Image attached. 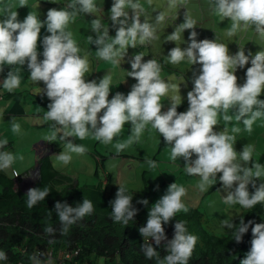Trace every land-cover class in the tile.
Instances as JSON below:
<instances>
[{"label":"clouds","instance_id":"9594fccd","mask_svg":"<svg viewBox=\"0 0 264 264\" xmlns=\"http://www.w3.org/2000/svg\"><path fill=\"white\" fill-rule=\"evenodd\" d=\"M151 2L148 0L149 4ZM19 3L20 7H27V0H19ZM176 3L177 0H169V8L175 7ZM209 3L214 5L218 15L231 21L227 33L230 37L241 26L245 29L254 26V31L264 37V0H209ZM99 10L95 0H71L62 10L50 9L45 21L29 13L21 22L18 20V12L12 11L10 6L4 7L3 19H0V72L4 71L5 65L11 68L2 86L9 93L18 89L21 76L12 68L25 64L30 71V79L37 83L43 82L46 86L42 91L51 103L44 119L51 122L50 127L53 129L46 139L53 142L59 138L65 142L67 149L57 156V160L66 166L72 160V153L86 154L87 149L73 143L69 137L84 140L91 135L105 145L112 144L115 139L117 142L114 147L119 154L133 143H138L141 134L151 125L152 129L163 136L165 143L171 146L170 160L175 162L183 158L186 162L185 172L200 177L197 185L200 192H206L216 184L217 174L222 173L219 180L227 192L225 204H238L245 210L264 204V183L256 187V181L264 177V165L256 162L249 166L253 160V148L245 146L242 152L237 153L234 149L235 136L228 135L226 131L214 130L219 124V117L225 123L234 118L242 122L244 130L251 134L254 123L264 118V100L259 99L264 93V50L252 56L250 52L245 55L241 49L233 55L229 53L227 45L215 40L197 41V21L185 13V22L169 35L168 40L175 42L180 39V32L191 29V42L187 48L174 47L167 56L168 63L172 65L185 60L191 65H202L200 74H194L193 89L187 93L188 110L178 113L177 107L180 104L176 97H171L170 107L166 112L162 111V98L177 86L162 80L161 65L155 59L144 62L141 53L130 61L131 71L127 72V76L137 83L127 95L117 92L109 100L111 77L105 75L99 83L95 80L86 82L88 60L79 55L81 49L68 30L76 14H95ZM144 13L145 9L139 0H114L109 15L112 26L116 28L114 38L109 36V28L104 27L99 18L93 19L91 28L96 38L90 35L87 39L90 44L97 46V56L119 65L127 49L136 48L138 40L143 45L156 39V27L147 20L141 23L140 18ZM164 19L161 12L156 15L155 22L159 24ZM45 25L50 35L43 37L41 60L38 59L41 55L38 52V40ZM250 57L251 67L247 68L246 82L240 86L235 75L236 69L244 68ZM102 110L103 114L99 115ZM229 111L234 113V117L228 114ZM15 119H11V131L19 133L21 126ZM127 123L131 125V134L126 141L121 142L118 138ZM232 131L238 133L240 129L233 127ZM7 146V139L0 140V171L9 169L18 159L23 160L22 155L16 156L5 150ZM51 153L49 151L43 157H50ZM194 154L196 159L193 160ZM147 163L151 168L157 166L154 160ZM14 175L17 177L16 184L24 181L18 178L19 173L14 171ZM250 184L255 189L254 193L248 190ZM49 193L47 187L29 189L26 195L27 207L32 208L44 201ZM186 195L187 189L184 186L172 183L166 194L151 207L146 226L139 228L144 239L141 251L147 259L155 257L157 264H189L198 237L188 232L185 222L177 221L174 237L168 240L163 226L175 218L177 213L189 211L182 199ZM132 200L133 196L119 186L115 199L111 201L113 222L128 225L129 221H133L138 210L134 208ZM138 203L147 205L148 201L145 199ZM54 211L60 222V235H67L71 226L94 212V206L88 199H83L76 206L57 201ZM223 224L228 229H237L233 233L234 240L240 243L253 221L245 223L241 218L236 225L225 219ZM44 231L54 237L57 229L49 224ZM251 231V249L240 264H264V223H256ZM150 240L157 246L167 241L163 246L168 254L163 259ZM53 242L49 240V243ZM4 260H7V254L0 250V261Z\"/></svg>","mask_w":264,"mask_h":264},{"label":"rangeland","instance_id":"374dc122","mask_svg":"<svg viewBox=\"0 0 264 264\" xmlns=\"http://www.w3.org/2000/svg\"><path fill=\"white\" fill-rule=\"evenodd\" d=\"M14 1L15 0H0V19H3L4 7L10 6L12 11L18 12V20L21 22L29 13L36 15L42 21L47 17V12L50 9L55 8L57 10H62L71 2V0H27V7H18ZM95 3L100 9L99 11L95 14H76L74 22L70 23L68 27V30L72 32V38L81 49L79 55L82 58H86L89 63V71L85 74L86 82L95 80L99 83L105 75H109L111 77L109 100H111L117 92L127 95L132 86L137 83L135 79L127 76V72L131 71L130 61L133 60L136 54L141 53L144 56V62L149 59H155L161 65L162 80L177 86L175 90H170L168 96L162 98V103L164 105L162 111L166 112L170 107L169 103L171 97H176L178 104H180L179 106L183 107L181 112H186L189 108L187 93L193 89V80L195 76L200 74L202 65L199 63L191 65L186 60L178 65L168 63L167 55L171 49L177 46L182 49L188 47V44L191 42L189 40L191 29L180 32V39L175 42L169 41L168 37L180 24L185 22V13H187L188 16L197 21L195 28L197 32V41L208 39L215 40L217 43H222L213 35L212 37H205L207 34L206 31L199 30L201 28L200 22L203 18H210L212 12L216 15L214 5L210 4L209 0H201V2L188 0L186 4L183 3V0H177L176 6L169 8V0H152L151 4L148 3V0H139L145 12L151 13L156 11L157 15L162 12L165 19L163 22L156 24L155 19L152 20L148 16L147 18L141 17V23L147 20L156 27L157 38L143 45H141L138 40L136 48H128L120 64L114 65L111 62L100 59L96 54L97 46L95 44H90L87 39L90 35L93 39L96 38V34L92 32L91 28V21L96 18L101 20L104 27L109 28V36L115 37L116 28L112 26L111 20L109 19L110 9L114 4V0H95ZM201 6H203L202 11L200 9ZM218 21L219 18L216 19V21L207 22L206 24L209 27H206V30L211 29V27L214 28V23ZM220 29L221 28L218 27V30ZM250 35L251 33L242 31L241 26L240 33L236 34L233 42H237L238 40L243 41L242 37L248 39ZM254 41L255 43L251 44V49L249 48L250 42L247 43L246 46V52H250L252 56L264 50L262 47L263 42L259 38H255ZM229 43L230 40L226 38L222 44L227 45L229 53L234 55L235 50L232 49ZM250 60L251 58L249 61ZM247 68L248 67L245 66L244 68L238 67L236 69L235 75L238 78L237 83L240 86H243L246 82ZM42 83L43 82L37 83L29 79L27 84L21 83L20 87L14 90L16 94L22 93L20 102L23 112H21V114L25 115L15 117V122L19 123L21 126L19 133H13L11 131V119L14 117V112L11 114L10 109L8 110V103L10 100H3L0 107V140H8V146L5 150L11 151L16 156H23V160L18 159L10 169H7L8 173H6L14 180H16L17 177L12 173V170L19 173L18 178L25 181L23 184L25 192L28 193L29 189L34 188L33 180H36L37 177L35 170L38 157L34 148L37 145L45 143L49 148L45 151L43 148L41 151L42 153H47L49 152L48 150L53 152L50 160L54 169L60 174H63V176L70 178L81 188L85 186L93 187L101 184L110 192L122 186L132 193L149 194L150 200L154 205L166 194L168 187L176 182L178 185H182L187 189V195L182 198L186 206L188 208L192 207L199 209L205 217L204 226L218 235H223L225 229H228L223 224L225 219L229 222L236 223L238 218H243V216H245V208H242L238 204L227 205L224 203L227 192L224 190L219 180L222 173L217 174L216 184L211 186L206 192H200L197 187L200 182V177L188 175L185 172L184 167L186 166V162L183 158L175 162L170 160L171 146L165 143L163 136H160L156 130L152 129L151 125H148L141 134L138 143H133L119 154L114 147L117 142L115 139L112 144L105 145L97 141L91 135L84 140L69 137L68 139L73 143L83 145L87 149V152L84 155L72 153L71 162L66 166L62 165L57 160V156L61 152L67 151L65 142L59 140V138L53 142H49L46 139L51 135L53 129L50 127L51 122L45 121L44 119L45 112L49 110L48 105L50 100L42 91V89L45 88ZM4 91L6 92L7 90L4 89ZM259 99L264 100V93L260 95ZM5 113L6 115L4 116ZM102 114L103 110L99 115ZM228 114L234 117L232 111H229ZM218 119L219 124L214 127V130L216 132L226 131L228 135L235 136L234 149L237 153L242 152L245 146H251L253 148V160L250 162L249 166L256 162L264 165V118L258 119L254 123L251 134L244 130L242 122H237L234 118L229 123H225L222 117ZM233 127H238L240 131L234 133L232 131ZM130 134L131 125L127 123L118 139L121 142L126 141ZM192 159H196L195 154ZM149 160H154L157 166L151 168L147 163ZM34 175H36V177ZM28 179L31 180L29 181ZM258 181H264V177ZM19 187V184H16L18 190L20 189ZM249 187L250 185L248 186V190ZM104 261L105 260H101L99 264H105Z\"/></svg>","mask_w":264,"mask_h":264},{"label":"trees","instance_id":"16d2710c","mask_svg":"<svg viewBox=\"0 0 264 264\" xmlns=\"http://www.w3.org/2000/svg\"><path fill=\"white\" fill-rule=\"evenodd\" d=\"M154 19L155 17H152V20ZM45 20L46 18L42 21ZM46 35L50 33L45 25L38 40V52L41 54L38 59L41 60L42 41ZM250 64L249 61L245 66L251 67ZM9 68L4 66V69ZM27 71L30 75L28 68ZM23 77L26 78L24 74ZM182 110V106L177 107L178 113ZM38 163L40 176L34 188L47 187L50 193L44 201L38 202L32 208L27 207V194L16 188L15 180L5 170L0 171V250L7 254V260L0 261L1 263L37 264L39 261V264H45L49 254L53 252L57 255L69 254L71 259L64 260L65 264H99L101 260H105V264H157L155 257L149 260L141 251L144 239L139 228L146 226L149 211L153 206L149 194H136L126 190L127 194L133 196L132 204L138 212L128 225L115 223L111 218V201L115 199L118 189L108 192L101 184L81 188L70 178L57 172L50 157L45 156ZM260 183L264 181L257 180L256 187H259ZM254 191L250 184L249 192ZM83 199L93 203L94 212L71 226L67 235H60V222L54 211L55 203L67 202L70 206H76L82 203ZM145 199L148 201L147 205L138 203ZM188 209L187 213H177L175 218L163 226L168 240L174 237V225L177 221L185 222L188 232L198 237L189 264H240L251 249V228L256 223H264V204L246 209L243 220L245 223L251 220L253 224L249 226L248 233L243 235L242 241L237 243L233 235L236 228L225 229L223 235H218L204 226L205 217L199 209ZM241 218L234 224L238 225ZM49 224L57 229L54 237L44 231ZM49 240L54 242L49 243ZM166 242L157 246L150 240L161 259L168 254L163 246Z\"/></svg>","mask_w":264,"mask_h":264},{"label":"crops","instance_id":"0c3cea01","mask_svg":"<svg viewBox=\"0 0 264 264\" xmlns=\"http://www.w3.org/2000/svg\"><path fill=\"white\" fill-rule=\"evenodd\" d=\"M181 1V0H180ZM186 1V0H185ZM188 1V0H187ZM187 1H186V3H187ZM196 2H201V0H195ZM15 2V4L18 6V7H20V3H19V0H15L14 1ZM183 3L184 4H186L185 2H184V0H183ZM201 11H202V9H203V6H201ZM156 13V11H153V12H151V13H148V12H145L144 14H142L141 15V17H144V18H147V16L149 17V18H151L152 19V17H154L155 14ZM210 13V12H209ZM219 18V21L217 22V23H214V28H212L211 27V29H209V30H206V27H209L206 23L207 22H211V21H216V19H218ZM45 19V18H44ZM74 20H75V18H74ZM148 22V21H147ZM200 25H201V28L199 29V30H204V31H206V36L205 37H212V35L213 36H215V37H217L222 43H224V40L226 39V38H228L229 40H230V43H229V45H231V47H232V49L233 50H235V54L238 52V51H240L241 49H243L244 50V52H245V55H248V53L246 52V46H247V43H249V48L251 49L252 48V46H251V44L253 43H255V38H259L262 42H263V44H262V47L264 48V37H262V36H260L259 34H257L255 31H254V26L253 27H250V28H247V29H245L243 26H242V31H245V32H247V33H251V35H250V37L248 38V39H246V38H243L242 37V40L243 41H240V40H238L237 42H233V39L235 38V36H236V34L237 33H240V27L237 29V31H236V33L234 34V35H232L231 37L227 34L228 33V31L230 30V28H231V21H229L227 18L225 19V18H223V17H221L220 15H218L217 13H216V15L214 14V12H212V14H211V17L210 18H203L202 19V21L200 22ZM218 27L219 28H221L220 30H218ZM223 29V30H222ZM255 37V38H254ZM254 38V39H253ZM245 42V43H244ZM256 54V53H255ZM251 58V57H250ZM12 70L14 71V72H18L19 73V75L21 76V83L22 84H27V81L30 79V75H29V72L27 71V64H25L24 66H22V67H20V66H18V67H14V68H12ZM9 71H11V68H9L8 70L7 69H4V71L3 72H0V107H1V105H2V101L3 100H10L9 101V103H8V105H9V107H8V110L10 109V112H11V114H12V112H14L13 113V115H14V117H17V116H21V115H23V114H21V112H23V110H22V107H21V102H20V100L22 99V93H14V92H12V93H9L8 91H4V88H3V86H2V84H3V81H4V79L7 77V73L9 72ZM23 74L26 76V78L25 77H23ZM42 85L43 86H45L43 83H42ZM46 87V86H45ZM12 102V103H11ZM48 103V102H47ZM46 103V104H47ZM20 114V115H19ZM6 115V113L4 114V116ZM1 116V115H0ZM10 116H12V115H10ZM23 116H25V115H23ZM44 148V151L45 150H47V148H49V146L48 145H46L45 143H42V144H40V145H37V146H35V148H34V150L36 151V153H37V161H36V166H37V164H38V162L43 158V154H45V153H42V149ZM48 151H50V152H52L51 150H48ZM40 154H42V155H40ZM53 155V152L51 153V155H50V157ZM10 169V168H9ZM7 173H8V170H5ZM14 171L15 170H12V173L14 174ZM16 172V171H15ZM21 183H19V186H21L20 185ZM54 255L56 256V257H59V256H61V255H57L56 253H54ZM115 264H119V263H116L115 262Z\"/></svg>","mask_w":264,"mask_h":264},{"label":"built area","instance_id":"2783aa9c","mask_svg":"<svg viewBox=\"0 0 264 264\" xmlns=\"http://www.w3.org/2000/svg\"><path fill=\"white\" fill-rule=\"evenodd\" d=\"M71 257L69 254H65V255H61L59 257H56L53 252H51L49 254V259L48 261L45 263V264H49V261L51 262V264H65L64 260H70ZM0 264H4V263H1Z\"/></svg>","mask_w":264,"mask_h":264},{"label":"water","instance_id":"95a60500","mask_svg":"<svg viewBox=\"0 0 264 264\" xmlns=\"http://www.w3.org/2000/svg\"><path fill=\"white\" fill-rule=\"evenodd\" d=\"M49 155V154H48ZM36 173H37V177H36V175H34L35 177H36V180H33V187L36 185V183H37V179H38V176L40 175V167H39V165H37V167H36ZM29 180V179H28ZM28 180H26V181H28ZM31 180V179H30ZM29 180V181H30ZM25 183V181H23L20 185L21 186H23V184ZM23 192H24V194H27V192H25L24 190H23Z\"/></svg>","mask_w":264,"mask_h":264},{"label":"flooded vegetation","instance_id":"af4514ba","mask_svg":"<svg viewBox=\"0 0 264 264\" xmlns=\"http://www.w3.org/2000/svg\"><path fill=\"white\" fill-rule=\"evenodd\" d=\"M20 189L23 191L24 189H23V186H20Z\"/></svg>","mask_w":264,"mask_h":264}]
</instances>
